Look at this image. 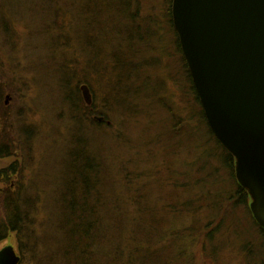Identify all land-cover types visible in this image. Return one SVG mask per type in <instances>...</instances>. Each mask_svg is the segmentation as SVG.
Listing matches in <instances>:
<instances>
[{
  "label": "rangeland",
  "instance_id": "1",
  "mask_svg": "<svg viewBox=\"0 0 264 264\" xmlns=\"http://www.w3.org/2000/svg\"><path fill=\"white\" fill-rule=\"evenodd\" d=\"M166 3L167 0L140 2V15L148 21L142 24V32L147 29L154 36L139 44L137 39L134 42L138 50H143L146 64L153 68L139 76L137 83L147 79L155 93L149 89L142 93L155 96L133 107L135 115L122 119V112L114 109L111 102L112 105L104 102L107 93L99 87L94 53L84 52L83 39L79 44L75 36L73 47L65 55H47V48L57 45L50 46V38L45 36L48 15L55 7L66 9L67 2L52 0V5L44 3L39 10L29 2L0 0V113L7 117L5 121L0 119V145L14 142L16 148L13 155L0 158V215L3 204L19 185L34 190L28 198L31 204L39 199L51 202V178L61 165L76 114L88 127L87 118L105 114L110 128L97 139L94 135V144L101 147L115 172V164L134 161L131 168L138 172L135 189L139 187L140 199L159 219L154 244L144 245L161 258L157 263L166 258L171 264H264V243L258 239L244 207L229 201L230 178L219 160L208 153L214 149V142L199 121L197 105L176 52L175 37L166 24ZM74 5H81L80 0ZM4 6L10 10L5 11ZM150 18L155 19L154 23ZM78 26L83 28V21ZM103 32L108 35L109 28L99 30ZM83 35L92 39L94 32H82ZM57 40L55 37L54 42ZM106 56L99 58L105 60ZM138 57L141 59V55ZM73 58L78 80L91 87V116L82 103L78 111L74 108L67 96L71 93L63 86L64 75H68L64 71ZM104 64L107 67L101 62L102 68ZM78 89L81 95L79 85ZM11 168L17 172L10 184L2 175ZM117 178L121 181L109 193L127 198L122 193L125 182L121 176ZM214 206H218L217 213ZM6 246L19 255L20 264H32L18 251L15 235L0 243V249ZM126 256L113 264H132L125 261Z\"/></svg>",
  "mask_w": 264,
  "mask_h": 264
},
{
  "label": "trees",
  "instance_id": "2",
  "mask_svg": "<svg viewBox=\"0 0 264 264\" xmlns=\"http://www.w3.org/2000/svg\"><path fill=\"white\" fill-rule=\"evenodd\" d=\"M18 1L29 2V6H36L35 8H40L39 10L44 8V3L52 5V0ZM62 1L69 5L65 6L66 9L52 7L54 9L48 15V22L45 23V36L50 38L48 44L50 46L57 44L52 49L47 48V55H65L66 52H70L68 49L73 47L75 36L79 44L80 39H83L84 52L94 53V71L98 76L99 87L107 93L104 98L106 105L113 104L114 109L122 112V119L135 115L133 107L138 108L155 96V89L151 88L147 79L137 83L139 76L142 77L143 73L153 68L152 65L146 64L143 50H138L134 42L137 39L139 44L154 36L153 33L152 36L149 35L147 29L142 32V24L148 21L145 16L140 15L141 0H80L81 5L77 8L74 5L76 0ZM11 2L14 3V0ZM166 4V24L170 26L175 37L174 45L186 83L197 105L199 121L206 127L208 138L214 142V149L208 153L219 160L220 167L230 178L232 186L229 192L232 199L229 201L233 200L235 204L244 207L247 217H250L259 235L258 239L264 243V230L256 224L247 206L248 194L235 179L234 159L215 139L206 123L172 25V0H167ZM3 8L5 11L10 10L7 6ZM39 10L35 12L38 13ZM150 19V22L154 23L155 19ZM82 21L84 27L80 29L78 23ZM36 25L38 26V22ZM69 25L70 30H68ZM105 28H109L108 35H104V32L100 34L99 30L104 31ZM90 30L94 32L92 39L88 35L82 36V32L89 34ZM55 37H58L57 43L54 42ZM162 54L161 51L160 55ZM99 55L107 56L105 60H100ZM138 55H141V59ZM73 59H69L64 64L66 66L71 60L66 66L68 70L64 71L68 75L67 77L64 75L63 86L68 87L71 95L67 93V96L74 108L78 111L82 103L91 116L90 106L93 101L87 104L82 91V88L86 87L91 98V87L88 82L78 80L75 73L76 58ZM101 62L106 63L107 67L104 64L102 68ZM106 68L107 70L104 71ZM81 83L86 84L80 87ZM147 89L153 90L154 93L145 96L143 93H146ZM1 109L3 107L0 103ZM0 119L5 121L7 117L0 113ZM87 120L89 127L82 123L81 115L75 116L76 124L70 129L61 165L59 168L56 167V172L51 178L53 180L51 202L46 204L39 199L31 204L28 198L34 194V190L23 185L17 186L16 193L10 194L7 198L0 215V243L15 235L18 251L32 264H113L126 254L125 261L132 264H171L166 258L157 263L161 258L158 256L156 258L154 252L145 249V244L150 247L154 244L159 233V219L150 205L145 206L140 199L142 194L139 187L135 189L134 183L138 172L131 168L134 161H125L121 166L119 163L115 164L114 168L117 169L115 172L101 147L94 144V135L97 139L110 128L108 117L101 114ZM15 149L14 142L1 144L0 158L13 155ZM12 168L9 169L8 174L6 170L2 175L10 184L13 174L17 172ZM117 176H121L125 182L126 189L122 193H126L127 198L109 193V189L121 181ZM217 207L214 206L216 213L219 211ZM193 210L198 212L197 209ZM219 225L222 226V222ZM35 246L37 248H34ZM38 255L42 256L41 261Z\"/></svg>",
  "mask_w": 264,
  "mask_h": 264
},
{
  "label": "water",
  "instance_id": "3",
  "mask_svg": "<svg viewBox=\"0 0 264 264\" xmlns=\"http://www.w3.org/2000/svg\"><path fill=\"white\" fill-rule=\"evenodd\" d=\"M171 21L206 123L264 230V0H172ZM19 263L0 249V264Z\"/></svg>",
  "mask_w": 264,
  "mask_h": 264
},
{
  "label": "flooded vegetation",
  "instance_id": "4",
  "mask_svg": "<svg viewBox=\"0 0 264 264\" xmlns=\"http://www.w3.org/2000/svg\"><path fill=\"white\" fill-rule=\"evenodd\" d=\"M19 256V255H18Z\"/></svg>",
  "mask_w": 264,
  "mask_h": 264
}]
</instances>
